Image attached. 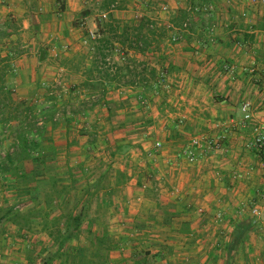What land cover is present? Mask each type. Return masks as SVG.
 Here are the masks:
<instances>
[{
  "label": "crops",
  "instance_id": "1",
  "mask_svg": "<svg viewBox=\"0 0 264 264\" xmlns=\"http://www.w3.org/2000/svg\"><path fill=\"white\" fill-rule=\"evenodd\" d=\"M169 2L177 10L175 15L190 21L189 29L181 30L168 23L171 33L161 36L157 49L151 46L145 53L128 52L135 62L137 59L138 63L154 66L157 73H162L165 89L157 94L155 85L145 89L112 84V95L109 97L106 93L105 98L98 99L105 107L100 110L102 119L95 118L100 122L104 119L105 126L99 130V134L105 133L103 145L100 135H89L86 128L74 126L72 118H76L77 112L91 116L90 111H83L87 101L80 97L67 95L71 103L64 104L71 116L65 117L67 125L62 126L63 134L55 133L53 127L57 123L50 128L51 143L64 150L63 158L56 162L61 161L65 169L62 172L54 169L52 174L56 179L59 181L60 174L64 185L71 188L79 181L88 185L97 177L94 189L91 184L87 190L81 183L77 184L78 194L84 199L74 211L83 206L86 216L78 234L66 246L70 245V252L77 259L78 256L86 258L89 264H264V223L254 224L249 216V207L262 205L264 194V166L250 146L253 126L264 124V5L256 6L250 0ZM72 4L67 0L63 12L71 14L69 20L78 9ZM204 7L207 9L203 10ZM51 11H55L54 6ZM24 14L25 10L15 5L7 4L0 9L1 21L12 17L19 23L18 33L13 37L20 40L25 51L15 62L18 73L13 78L14 91L18 99L31 100L43 90L35 87L34 57L31 56L36 55L40 45L56 48L52 55L59 56V60L89 52L75 45L74 40H81L82 32L74 29L68 20L57 22L59 18L56 20L53 16L50 23L44 24L37 17ZM112 14L119 15L115 11ZM53 24L55 32L46 33L47 26ZM96 26V21H91V27ZM175 31L180 39L168 42ZM64 43L71 46L62 50L59 47ZM34 48L37 51L33 52ZM49 50L47 55H51ZM152 56L157 57L158 64L152 63ZM89 64L88 59L85 66ZM65 67L69 71L70 87L76 84L72 89H78V94L80 87L84 95L89 94L90 90L81 85L82 70L76 72ZM142 68L139 66L138 70ZM36 79L43 84L42 77ZM136 96H147L153 102L160 100L151 110L139 111L132 103L128 106L125 102ZM105 99L117 101L118 106L110 113L104 105ZM244 102L249 103L250 120H244L241 110ZM71 130L75 131L73 135L69 134ZM110 132L118 134L114 135L116 146L123 144L127 150L118 153L112 149ZM219 135H224L219 151L194 162L178 155L195 136ZM156 140L161 142V147L149 156L148 151ZM98 146L103 150L94 149ZM109 149L113 150L111 157L104 153ZM90 151L96 155L93 160H90ZM141 162L149 163V167ZM60 163L58 168L62 167ZM80 169L87 175L83 177ZM117 172L126 177L119 185H115ZM235 173L239 176L234 177ZM7 178L0 172L1 213L10 207V204L4 205L8 186L3 183ZM70 188L66 201L67 196L73 195ZM11 204L23 211L21 206ZM198 207H204L205 212L199 214ZM92 215L94 218L90 219ZM8 230L16 235L24 232L10 221L0 220V244L5 245L4 252L8 253L11 247L19 248L11 252L8 262L9 256L2 254L0 258L5 263L29 264L23 254L24 240L9 234ZM87 231H95L102 245L89 248L83 255L85 252L80 246L94 244L85 241L83 232ZM28 233L37 241L43 239V243L55 245L50 250L52 255L55 253L57 245L42 230L41 224L32 225ZM93 250L100 252V256Z\"/></svg>",
  "mask_w": 264,
  "mask_h": 264
},
{
  "label": "rangeland",
  "instance_id": "2",
  "mask_svg": "<svg viewBox=\"0 0 264 264\" xmlns=\"http://www.w3.org/2000/svg\"><path fill=\"white\" fill-rule=\"evenodd\" d=\"M58 0H0V9L4 6V5H15L18 6L20 8V10H25V14L26 17L33 15L34 17H37V20H39L40 22H43L44 24H48L50 23L52 17L54 16V18L56 17L59 22V20H63L66 21L68 20V22L72 23V27L74 29H78L80 30V32H82V37L81 40L78 38L77 40H74V43L76 46H79L80 48H82L83 50H89L91 48L90 45H87L84 41L88 35L89 31H93L95 34V38H97L99 36V33H97V26L96 28L91 27V21H96L99 17H103V13L102 10L100 9V5H101V0H69L73 2V6H76L77 11H75V14L73 15V19L71 18V14H65L63 13V11H59V3H57ZM171 0H123L122 2L120 1L118 4H116L114 7H112V12L115 11L117 12L118 17L116 16V18L122 19L124 21H128L132 24H137L141 19L143 18H147L149 19L153 25L157 26L158 28H160V31H164V33H171V28L168 26V23H179V25L177 24V28L178 27H182L183 22H185L186 20L188 21V26L187 29H189L190 27V21L188 19H183L182 16L180 14H177V10L175 7H170V2ZM175 1H179V0H175ZM59 2H63L64 3V7L65 6V2H67V0H60ZM55 3V5L53 4ZM168 5V8L165 10L163 9V5L164 4ZM54 6L55 11H51L52 8ZM178 6V4H177ZM43 8V10H42ZM69 8V7H68ZM45 9V10H44ZM59 11V12H58ZM67 11V10H66ZM57 12V13H55ZM74 12V11H73ZM53 15H52V14ZM61 13V14H60ZM78 13V14H77ZM106 13V12H105ZM60 14V15H59ZM63 16V17H62ZM1 21V20H0ZM46 26V25H45ZM55 24L52 25V27L50 25L47 26V30L45 31L46 33H53L55 32ZM59 29V26L57 24V30ZM184 29V30H187ZM181 30H183L181 28ZM59 31V30H58ZM77 33H75L76 35ZM62 35V34H61ZM66 36V35H65ZM95 38L91 41V43L93 44L95 41ZM65 40V38H63ZM178 41V40H177ZM39 42H44L45 41H39ZM168 42H176V41H172L171 38L169 37ZM53 44V43H52ZM55 44V43H54ZM62 47H59L62 50H67L69 46H71L70 44L64 43L61 44ZM154 46H160V41L157 42ZM158 47L154 48L157 49ZM24 48V47H23ZM37 48V47H35ZM32 50L33 52L37 51V50ZM50 48V50H49ZM46 49V54L44 59H39L40 56V50H45ZM49 50V53L51 55H47V52ZM56 50V48H52L49 47V44L47 45V47H45V45H40V49L38 50V52H36V55L32 54L31 56L34 57V69H35V73L34 75V83H35V87L41 88L43 90L39 91V96L36 97V99H31L29 100L32 103V106L34 108V113L35 115V119L32 120L30 122V125L28 126L26 123L25 124H18L17 122H14V120H10L6 126L7 131L4 132L1 131V127H0V138H1V143H0V162L4 161L5 158V153L8 151V153H12L15 148L13 147V141L15 136L19 135L20 133H28L30 134V136H33L35 138H37L38 142L40 143V149H37L33 152L32 155V159H28L23 161L19 166H18V171L21 174L20 179L18 180L19 177H17L16 175H9V173H5L6 176L8 177L5 183H3V185L8 186V190L6 192V203L4 205H8L12 206L11 202H13V206L17 207L21 206L23 211H35V210H48L50 213V218L51 219H55L59 216V214L64 211L65 213H69L75 210L74 208V204L76 202H78L76 205L77 207H79L81 205V202H83L84 197L78 194V189L79 186L77 184L84 185V188H88V185L91 184V186H93V189L95 188L94 185H97V177H94L91 182L88 185H85L83 183V181H79L74 187H68L70 188V192L73 193L72 196H67L68 201L65 200L64 203L62 204H56L55 202L53 204L47 205L45 203V199L43 198V194L47 191H49V186L50 184L46 181H43L42 179H36V181L32 180V178L30 177H22V173L24 174L26 172V174H30V171H34L36 174L40 173L42 171V173L44 172L43 170V166L45 164V166H47V172L49 174H52L53 172L55 173L54 169H59L61 172L62 170H64V166L62 164V162H56L57 160H60L63 158L64 156V150H61L60 148H56L54 147V144L51 143L52 140H50V135L49 132L52 131L50 128L51 126H53L54 123H57L55 127H53L56 130V134H63V127L62 126H66L67 124H65V117L68 115L70 118V114L71 112L69 111L70 109H66V106L64 103H66V101L68 100V96L67 95H71V96H75V97H80L85 99V101H87V107H91V108H83V111L85 112L87 110V112H91V116H89L88 114L86 115H82V113L79 114V112H77L76 118H72L74 123V126L80 125V128H86L87 132L89 135L94 134H98L100 135V141L101 144L103 145V142H106L105 140V136L103 137V135H105V133L101 132L99 134V130H103V127L105 126L103 124V120H96L95 118L99 117V119H102L103 114L100 112L101 108H105L103 105H101L100 101L98 102V96L97 94L92 96L91 94H86L84 95L81 90V87L79 88V94L77 93L78 89H72V88H76V84L71 85L73 87H70L69 84V71L66 70L65 64H64V59H60L59 56H54L52 55V53ZM150 52V51H149ZM61 53V52H60ZM158 53V51H157ZM156 53V54H157ZM24 54V53H23ZM154 54V56H158ZM47 55V56H46ZM129 57V56H128ZM37 59V60H36ZM113 60H116L118 62L122 61V57L121 54L117 52V50L114 51ZM150 60V59H147ZM151 60L153 61L152 63L158 64L159 60L157 59V57L153 58V56L151 57ZM136 62L138 63L137 59ZM64 64V65H63ZM50 67V68H47ZM18 69V68H17ZM70 69V68H69ZM18 71V70H17ZM16 71V74L18 73ZM15 74V77H16ZM25 77V74H23ZM38 77H42L44 82L43 84L39 81V79H36ZM51 77V79L49 78ZM50 81H49V79ZM157 78L159 79L157 81V84L155 85V90H158V93H161V89H165L164 86V82L165 80L162 78V73L157 74ZM15 80V79H14ZM15 83H13L12 80V88L13 91L16 89ZM72 89V91H71ZM114 89L111 87L108 89L107 93L110 94L109 97L112 95V93ZM38 92V91H37ZM16 92L14 91V96L17 97V95L15 94ZM107 94V95H108ZM79 100V99H78ZM160 99L157 100V102ZM126 104L129 106L131 103L132 105L135 106V108L137 110H142L143 108H145V110H148L149 108L155 107L157 102H153L151 99H149L147 96H136L135 98H131L130 100L127 99L125 100ZM71 103V102H70ZM130 103V104H129ZM115 103L112 104V106L114 107ZM126 105V107H127ZM102 106V107H101ZM124 107V108H126ZM161 107L163 108L164 106L161 105ZM66 109V110H65ZM54 110V116L52 118V122L51 123L49 120L50 118L46 117V112ZM94 110H97V112H94ZM151 110V109H149ZM67 111L69 112V114H67ZM102 114V116H101ZM88 117V118H87ZM90 117V118H89ZM82 119V120H81ZM96 121H95V120ZM46 122V123H45ZM46 124L45 128H44V135L46 136L44 140H40L39 141V137H37L35 135V127L40 126L42 124ZM79 123V124H78ZM65 124V125H64ZM106 124V123H105ZM140 127V126H139ZM79 128V127H78ZM9 129L10 131L14 130V133L12 136V133L9 134ZM53 129V130H54ZM108 130V129H107ZM125 130V129H124ZM117 131V130H116ZM119 131V130H118ZM19 132V133H18ZM73 132V133H72ZM75 131L71 130L70 131V135H73ZM17 134V135H16ZM7 135V136H4ZM114 135H118L117 133H111L108 135V139L109 142H114ZM63 136V135H62ZM63 138V137H62ZM98 139V137H97ZM96 139V141H97ZM63 140V139H62ZM95 141V142H96ZM159 141V140H156ZM115 143V142H114ZM114 143L111 144L112 149L115 148V151L118 153L123 152L124 150V146L123 144H119V148L116 146L115 143V147H114ZM51 146L53 148H55L56 153L55 155H53L52 157L50 155H48L46 157V163L41 164L39 161V157L41 156L40 154L44 155L48 153L50 154L49 151H51ZM98 147H95L94 149H97L98 151H102L103 149L100 148L98 149ZM129 150V149H128ZM92 151V150H91ZM91 151L89 152L90 156V160H93L94 158H96V155H94V153H91ZM106 153L108 156H112V151L113 150H106ZM114 151V152H115ZM155 152L154 150V146L152 149H150L148 151V155L152 156L153 153ZM81 155V153H80ZM85 155V154H84ZM106 155V156H107ZM62 164L61 168H58V164ZM142 165L148 166L149 167V163L146 164V162H141ZM81 170V169H80ZM65 172V171H63ZM81 172L83 173V177L87 175V172L81 170ZM152 171H150L149 173H151ZM93 173L90 174V176H92ZM18 176H20L19 174H17ZM125 175V174H124ZM60 178H59V183L60 185L64 184V179L61 178V175L59 174ZM86 178V177H85ZM126 178V177H125ZM150 178V177H149ZM38 180V181H37ZM83 180V179H82ZM87 180V179H86ZM88 182V180H87ZM62 183V184H61ZM104 183H106V178ZM14 184V185H13ZM16 186V187H14ZM10 187V188H9ZM146 187V185L143 186V188ZM86 188V190H87ZM90 191H92V188L89 189ZM83 191V189H82ZM53 192V191H52ZM49 192V193H52ZM67 195V194H66ZM86 203L89 202V199H85ZM18 202V203H17ZM94 204V203H93ZM94 218V216L92 215V217H90V219ZM61 221L63 222V217L60 218ZM38 221V223H36ZM41 221L39 219L34 220L31 224L32 225H39ZM9 234L11 235H15L18 238H21L22 240H24V247H23V254L25 255L26 259H29V264H44L42 262V260L44 258H46L47 256H49V254H51L50 250L55 249L56 246L53 244L47 245L45 243H43V239H38L35 238L34 235H30L29 233H25L20 231V235H16L15 232H12L10 230H8ZM95 232V231H94ZM92 232H83L84 236L86 237V240L88 243L89 242H93L94 244H88V245H82L80 246L81 250H83L82 252L83 255L87 254V251L89 248L94 249L92 247H99L98 246V241H97V237L95 235V233ZM101 232V230H100ZM25 235V237H24ZM19 236H23V237H19ZM20 239V240H21ZM1 242V241H0ZM40 242V243H39ZM45 244V245H44ZM70 246V245H69ZM69 246H66V253H59L58 258H54L52 261V264H89V262L87 261L86 258L83 257H79L77 259V255H73L70 251L71 248ZM5 247V245H4ZM4 247L0 244V255L4 254L3 256H9V258H6V262H8L11 259V252L13 250H16L17 248H9L8 249V253L4 252ZM19 250V248L17 249ZM68 251V252H67ZM94 254L100 256V252L98 251H94ZM82 254V253H80ZM82 255V256H83ZM81 256V255H80ZM2 259V258H0ZM0 264H10V263H5L4 258L2 259V261H0ZM28 264V263H26ZM94 264V263H92Z\"/></svg>",
  "mask_w": 264,
  "mask_h": 264
},
{
  "label": "trees",
  "instance_id": "3",
  "mask_svg": "<svg viewBox=\"0 0 264 264\" xmlns=\"http://www.w3.org/2000/svg\"><path fill=\"white\" fill-rule=\"evenodd\" d=\"M59 1H57L59 3V11H63L65 9L64 3ZM120 1L122 2L123 0H101L100 9L102 13H106L105 16L99 17L96 20L99 36L95 38L93 44L91 43L92 46L90 45L91 48L88 50L89 54L79 52L64 60L65 66L71 70L76 72L82 70L84 80L81 85L89 89V94L92 96L98 93L97 99L99 100L105 98L112 84L116 87L139 86L149 89L153 85H156L159 80L157 78V74L159 73H157L154 66H145L143 62L136 63L128 57V52L131 50L145 53L151 46L153 48L158 47L154 45L161 40L164 31H160V28L153 25L147 18L141 19L137 24L116 18L112 14V7ZM177 24L179 25V23H173L175 26ZM19 28V23L15 18L9 17L0 21V127L1 131L4 130L3 133L7 131L6 126L10 120H14V122L21 125L26 123L29 126L36 115L32 103L27 99H18L15 97L14 88H12V80L17 71L15 62L25 51L20 40L13 37L18 33ZM181 28L178 27V29ZM115 50L121 54L122 61L118 62L112 59ZM39 53V59H44L46 54L45 50H40ZM88 59L90 60V64L86 67L85 63ZM139 66L143 68L138 70ZM104 101V105L107 107L109 113L114 107L118 106L117 101L106 99ZM114 103L115 105L113 107L112 104ZM53 113L54 110H51L45 114L47 118H50L49 121L51 123H53ZM45 125L43 123L35 127V135L39 137V141L44 140L46 137L44 135ZM16 132L12 130L9 134L12 133V136H14L13 134ZM13 138L15 140L13 141L15 150L11 154L8 151L5 153L4 161L0 162V172L4 174L9 173L12 176L16 175L19 177V180L21 174L17 169L18 166L23 161L32 159L33 152L40 149L41 145L37 138L30 136L28 133L23 132ZM50 150V154L46 153L45 157L40 154L39 162L41 164L46 163V157L48 155L51 157L55 155V148L51 146ZM43 167V173L36 174L34 171H30V174H26V172L24 174L22 173V177H30L33 181L42 179L50 184L49 191L43 194L47 205L53 204L54 202L56 204L64 203L66 194L69 193L68 186L62 183L60 185L58 179L55 177L56 175L49 174L47 172L48 167L45 164ZM124 181L125 175L122 172H117L115 185H119ZM77 203L74 204L75 209L77 208ZM83 209V206H81L77 211L69 213L62 211L57 218L51 219L48 210L28 212L10 206L2 213L0 212V220L4 218L18 226L20 230L28 233L32 229V222L39 219L42 230L57 245L55 253L53 255L49 254V256L42 260L44 264H52L55 255L58 256L62 252L66 253V243L78 234L80 225L86 216V212ZM62 217L64 219L63 222L60 219ZM96 239L99 243L98 246L102 245V241L99 238Z\"/></svg>",
  "mask_w": 264,
  "mask_h": 264
},
{
  "label": "built area",
  "instance_id": "4",
  "mask_svg": "<svg viewBox=\"0 0 264 264\" xmlns=\"http://www.w3.org/2000/svg\"><path fill=\"white\" fill-rule=\"evenodd\" d=\"M250 2L256 6L264 5V0H250ZM168 5L165 3L163 5V9H167ZM207 7H204L203 10H206ZM105 16V13L102 14ZM188 21L186 20L182 24V29H187ZM171 40L177 41L180 39L179 33L174 32L171 34ZM95 38V34L93 31H89L88 35L85 39V43L87 45L91 44V41ZM241 110L244 113V120H250L251 114L249 113V103L244 102L241 105ZM253 137L252 141L250 142V146H252L255 149L256 157L259 163L264 166V124L260 125H254L253 128ZM224 138V135H219L216 137H200L195 136L193 137L190 142L183 147L179 152L178 155L181 158H184L188 162H194L195 160L206 156V154L219 151L222 149V140ZM161 147L160 141L154 142V150L156 151L158 148ZM239 173H235L234 177H238ZM262 205L253 204L249 207V216L251 218V221L254 224L263 222L264 223V194L262 195ZM196 211L199 214H202L205 212L204 207H198ZM216 216H219V213L216 214Z\"/></svg>",
  "mask_w": 264,
  "mask_h": 264
}]
</instances>
